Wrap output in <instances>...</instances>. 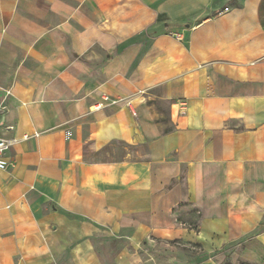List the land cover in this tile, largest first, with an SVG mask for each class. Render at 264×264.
Listing matches in <instances>:
<instances>
[{
	"label": "crops",
	"instance_id": "0c3cea01",
	"mask_svg": "<svg viewBox=\"0 0 264 264\" xmlns=\"http://www.w3.org/2000/svg\"><path fill=\"white\" fill-rule=\"evenodd\" d=\"M0 137V264L105 229L264 264V0H0Z\"/></svg>",
	"mask_w": 264,
	"mask_h": 264
},
{
	"label": "rangeland",
	"instance_id": "374dc122",
	"mask_svg": "<svg viewBox=\"0 0 264 264\" xmlns=\"http://www.w3.org/2000/svg\"><path fill=\"white\" fill-rule=\"evenodd\" d=\"M158 109H165V104L156 102ZM114 151L111 157L120 158L121 152ZM108 156L106 151L98 155V160H105ZM176 212L179 221H183L188 215L196 221L198 214L187 203H182ZM110 232L105 234L104 232ZM94 252V264H251L235 256H230L226 249L224 252L225 258L222 259L219 250L211 251L205 254L203 247L200 244L188 242L179 237L164 238L153 236L146 237L138 244L132 245L128 243L126 238L122 237L121 231L112 232L105 229L102 233L96 235Z\"/></svg>",
	"mask_w": 264,
	"mask_h": 264
},
{
	"label": "built area",
	"instance_id": "2783aa9c",
	"mask_svg": "<svg viewBox=\"0 0 264 264\" xmlns=\"http://www.w3.org/2000/svg\"><path fill=\"white\" fill-rule=\"evenodd\" d=\"M103 100L108 102L110 105L116 104L119 101L116 99H109L108 97H103ZM131 102H125V106L130 108ZM102 107L101 103H98L94 106L95 109H100ZM28 138V135L22 136L20 139L21 140H26ZM20 139H17L16 137L13 138H3L0 137V166L3 165V158L6 154V152L15 144L17 143Z\"/></svg>",
	"mask_w": 264,
	"mask_h": 264
}]
</instances>
